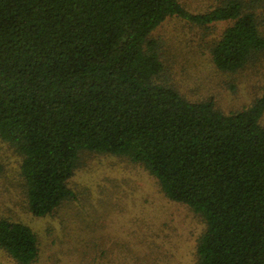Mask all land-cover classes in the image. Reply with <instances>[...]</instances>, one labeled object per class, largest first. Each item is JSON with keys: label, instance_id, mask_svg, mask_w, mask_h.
Here are the masks:
<instances>
[{"label": "trees", "instance_id": "obj_1", "mask_svg": "<svg viewBox=\"0 0 264 264\" xmlns=\"http://www.w3.org/2000/svg\"><path fill=\"white\" fill-rule=\"evenodd\" d=\"M216 1L192 13L179 0H0V138L21 156L33 215L73 196L68 181L83 152L123 156L203 218L193 264H264V86L226 114L157 80L151 34L170 16L230 21L210 48L221 71L264 53L253 1ZM0 248L32 264L38 239L0 218Z\"/></svg>", "mask_w": 264, "mask_h": 264}, {"label": "rangeland", "instance_id": "obj_2", "mask_svg": "<svg viewBox=\"0 0 264 264\" xmlns=\"http://www.w3.org/2000/svg\"><path fill=\"white\" fill-rule=\"evenodd\" d=\"M203 13L216 0H179ZM253 1L264 35V0ZM230 21L207 26L167 17L151 34L158 41L163 70L157 80L189 100L212 99L231 113L259 97L264 53L237 72L215 67L210 48ZM264 126V113L260 120ZM20 154L0 138V218L24 222L36 233L32 264H193L205 230L203 218L168 199L142 164L126 157L85 151L68 181L73 196L51 214L33 215L20 174ZM0 264L16 262L0 248Z\"/></svg>", "mask_w": 264, "mask_h": 264}]
</instances>
